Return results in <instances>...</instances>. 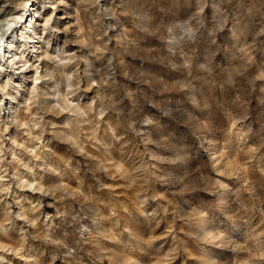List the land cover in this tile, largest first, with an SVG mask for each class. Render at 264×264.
<instances>
[{"label": "rangeland", "instance_id": "rangeland-1", "mask_svg": "<svg viewBox=\"0 0 264 264\" xmlns=\"http://www.w3.org/2000/svg\"><path fill=\"white\" fill-rule=\"evenodd\" d=\"M6 18L0 264H264V0Z\"/></svg>", "mask_w": 264, "mask_h": 264}, {"label": "bare ground", "instance_id": "bare-ground-1", "mask_svg": "<svg viewBox=\"0 0 264 264\" xmlns=\"http://www.w3.org/2000/svg\"><path fill=\"white\" fill-rule=\"evenodd\" d=\"M5 20H6V22H4V19L0 20V22L2 21V23L0 24V26H1V28H0V30H1L0 31V46L4 42V39H3L4 37L3 36L5 35V32H6L7 28H10L11 24L16 21L15 18L14 19L6 18ZM15 57H16V54H15V56L12 59H15Z\"/></svg>", "mask_w": 264, "mask_h": 264}]
</instances>
